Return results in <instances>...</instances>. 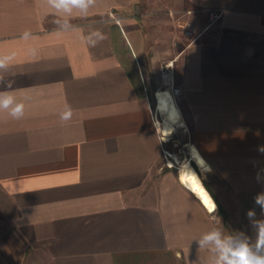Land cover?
Segmentation results:
<instances>
[{
    "label": "crops",
    "instance_id": "0c3cea01",
    "mask_svg": "<svg viewBox=\"0 0 264 264\" xmlns=\"http://www.w3.org/2000/svg\"><path fill=\"white\" fill-rule=\"evenodd\" d=\"M177 18L193 21L199 38L178 32ZM12 52L0 94L25 114L0 111V264H216L215 246L199 243L211 231L255 248L264 0H95L70 16L46 0H0V53ZM167 59L214 213L162 172L144 74Z\"/></svg>",
    "mask_w": 264,
    "mask_h": 264
},
{
    "label": "rangeland",
    "instance_id": "374dc122",
    "mask_svg": "<svg viewBox=\"0 0 264 264\" xmlns=\"http://www.w3.org/2000/svg\"><path fill=\"white\" fill-rule=\"evenodd\" d=\"M181 14L180 12L179 15ZM175 26L177 31H181L185 36L182 29L177 24ZM170 62L169 59L165 61L153 60L149 65V74H144L147 94L154 108L155 122L157 124L158 121V129L160 128L159 131L163 134H161L164 141L162 172L168 170L179 179L181 165L189 159L205 185L204 180H206L208 173L205 168H200L192 160L193 149L189 127L178 106V95L181 93V89L175 80L174 65L167 67ZM172 94H174L175 99ZM166 124H169L170 127H167ZM227 220L225 219L224 223L227 224Z\"/></svg>",
    "mask_w": 264,
    "mask_h": 264
},
{
    "label": "clouds",
    "instance_id": "9594fccd",
    "mask_svg": "<svg viewBox=\"0 0 264 264\" xmlns=\"http://www.w3.org/2000/svg\"><path fill=\"white\" fill-rule=\"evenodd\" d=\"M48 6L56 11L57 14L64 13L71 15L74 10L79 13L87 14L89 8L94 5L95 0H46ZM92 35L98 37L99 40L107 39L106 34L99 31L94 32ZM30 33L25 32L23 39H28ZM92 46H95L96 41L91 40ZM32 55H36V50H31ZM15 59V53H0V69L6 68ZM12 96H5L0 94V111L10 109L9 115L12 119L20 120L25 114V105L23 103H15ZM60 120L67 122L72 119L73 110L70 106H65V109L59 114ZM261 151H264V146H261ZM255 203L264 208V192L257 194ZM249 217L254 213L249 211ZM258 236L255 248L248 242H241L235 246L229 240L222 238L219 231H211L203 236L199 241L200 245L213 244L215 249L219 252V258L216 264H264V223L257 226Z\"/></svg>",
    "mask_w": 264,
    "mask_h": 264
},
{
    "label": "bare ground",
    "instance_id": "6f19581e",
    "mask_svg": "<svg viewBox=\"0 0 264 264\" xmlns=\"http://www.w3.org/2000/svg\"><path fill=\"white\" fill-rule=\"evenodd\" d=\"M172 97L175 99L174 94H172ZM167 127H170L169 124H166ZM180 174H179V180L182 183V185L188 190L190 191L193 195H195L203 204L204 206L212 213H214L216 211V203L213 199V197L210 195V193L208 192V190L206 189L205 185L203 184L202 180L200 179L196 169L194 168V166L192 165L191 161L186 160L183 162V164L181 165V169H180ZM188 177H192L195 178L199 188L202 190L203 192V196L201 195L200 191H197L192 184L189 182ZM205 197L207 198L209 203H205Z\"/></svg>",
    "mask_w": 264,
    "mask_h": 264
},
{
    "label": "built area",
    "instance_id": "2783aa9c",
    "mask_svg": "<svg viewBox=\"0 0 264 264\" xmlns=\"http://www.w3.org/2000/svg\"><path fill=\"white\" fill-rule=\"evenodd\" d=\"M210 13V21L211 23L219 19L222 15V11H209ZM176 24L182 29L184 32L185 36L190 39V42H193L199 38L201 35L202 31L199 30L197 25L190 20H185L183 18H178L176 20ZM173 62L171 61L168 66H172ZM169 68V67H168ZM179 91V90H178Z\"/></svg>",
    "mask_w": 264,
    "mask_h": 264
},
{
    "label": "snow or ice",
    "instance_id": "6c2138e0",
    "mask_svg": "<svg viewBox=\"0 0 264 264\" xmlns=\"http://www.w3.org/2000/svg\"><path fill=\"white\" fill-rule=\"evenodd\" d=\"M186 179H188L189 182L192 184V186H193L197 191H200V192H201V195L203 196V192H202V190L199 188V186H198V184H197L195 178L188 177V178H186ZM205 203H209L206 197H205Z\"/></svg>",
    "mask_w": 264,
    "mask_h": 264
}]
</instances>
